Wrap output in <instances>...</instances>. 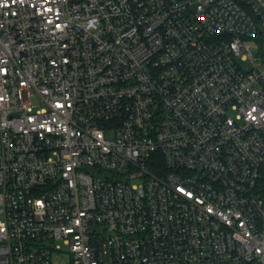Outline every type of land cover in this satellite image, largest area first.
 Returning <instances> with one entry per match:
<instances>
[{"label": "built area", "instance_id": "built-area-1", "mask_svg": "<svg viewBox=\"0 0 264 264\" xmlns=\"http://www.w3.org/2000/svg\"><path fill=\"white\" fill-rule=\"evenodd\" d=\"M264 264V0H0V264Z\"/></svg>", "mask_w": 264, "mask_h": 264}, {"label": "rangeland", "instance_id": "rangeland-1", "mask_svg": "<svg viewBox=\"0 0 264 264\" xmlns=\"http://www.w3.org/2000/svg\"><path fill=\"white\" fill-rule=\"evenodd\" d=\"M62 244V251L53 256L55 264H68L70 261L69 248Z\"/></svg>", "mask_w": 264, "mask_h": 264}]
</instances>
